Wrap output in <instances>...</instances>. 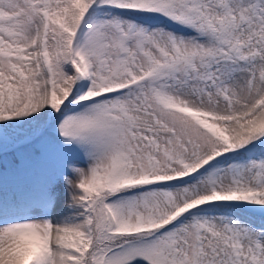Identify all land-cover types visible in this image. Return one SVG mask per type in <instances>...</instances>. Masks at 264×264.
Returning <instances> with one entry per match:
<instances>
[{"label": "rangeland", "instance_id": "rangeland-1", "mask_svg": "<svg viewBox=\"0 0 264 264\" xmlns=\"http://www.w3.org/2000/svg\"><path fill=\"white\" fill-rule=\"evenodd\" d=\"M259 119L264 0H0V149L83 138L20 151L38 186L0 188V262L83 264L81 188L150 176L102 200V238L127 219L164 232L101 264H264Z\"/></svg>", "mask_w": 264, "mask_h": 264}, {"label": "trees", "instance_id": "trees-1", "mask_svg": "<svg viewBox=\"0 0 264 264\" xmlns=\"http://www.w3.org/2000/svg\"><path fill=\"white\" fill-rule=\"evenodd\" d=\"M74 61L75 58L74 60L73 58L69 60V62L72 63H74ZM74 66L78 72V75H80L77 64L75 63ZM57 110L58 109L55 107L51 114V118ZM48 129L49 126L46 127V129H44V131H42L39 135L35 136L31 141L17 145L10 149H0V188L13 186L21 180L27 181L28 184H34L38 186L36 183L37 181L32 180L30 174H23V172H21L22 165L29 164L26 159L21 155V152L26 148H30L33 150V152L39 159L43 160L46 158L54 157L55 155H53V153L47 148V146L43 142V138L49 134L47 132ZM71 131L72 130H70V126L67 128L61 127L60 132L62 135L60 139L69 144L71 147L75 148L76 145H79V143L83 141V138L82 136H80L81 132H76L74 135H71ZM10 158L12 159V161H14L13 163L16 167L10 166L8 162ZM152 182H154L153 177L149 176V178H146L142 176L140 177V179H137L134 182L129 180L124 181V183L122 182V186H115V184H113L112 186L111 182L109 183V186L107 185L108 183H102V185L97 186H91L90 184H88L86 185L85 189L81 188L84 197L82 198L84 202L89 205L88 210L91 211V215L88 217L87 220L88 242H85L82 246V249L84 251L83 264H95V262H93V257L96 253H99L100 251V254H98L99 257L97 264H101L105 253H108L109 255L115 254L127 244L145 241L151 238L152 236H155L159 232L160 233L158 235L164 232V230L163 232L160 231L165 227L164 225H150L146 221L132 223L127 219L126 225H119L120 231L118 234L111 235L112 237L102 238L103 234H105V232L108 233V229L113 226V222L102 204L104 201H106L104 198L111 199L112 197L114 198V196L118 193L122 194L127 191H139L143 184H148Z\"/></svg>", "mask_w": 264, "mask_h": 264}, {"label": "bare ground", "instance_id": "bare-ground-1", "mask_svg": "<svg viewBox=\"0 0 264 264\" xmlns=\"http://www.w3.org/2000/svg\"><path fill=\"white\" fill-rule=\"evenodd\" d=\"M127 14V13H126ZM264 124V120H261V119H259V121L256 123V125H255V128H257V127H261L262 125ZM250 128V127H249ZM258 129V128H257ZM205 161V160H204ZM209 161H211V160H209ZM207 163V162H206ZM207 166V165H206ZM202 168V167H201ZM199 172V171H198ZM192 173V172H191ZM59 215V214H58ZM58 219V218H57ZM4 246V245H3ZM5 247V246H4ZM8 249V248H7ZM3 251V250H2ZM13 251V250H12ZM5 252V251H4ZM2 255V254H1ZM15 257V256H14ZM5 259V258H4ZM6 261H4V262H0V264H10L12 261V258L10 257V259H9V257H7V259H5ZM55 264V263H54Z\"/></svg>", "mask_w": 264, "mask_h": 264}]
</instances>
